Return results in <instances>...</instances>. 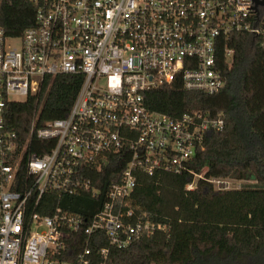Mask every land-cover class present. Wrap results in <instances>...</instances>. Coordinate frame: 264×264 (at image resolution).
I'll return each mask as SVG.
<instances>
[{
  "label": "built area",
  "instance_id": "obj_1",
  "mask_svg": "<svg viewBox=\"0 0 264 264\" xmlns=\"http://www.w3.org/2000/svg\"><path fill=\"white\" fill-rule=\"evenodd\" d=\"M30 1L37 6L33 27L18 38L0 28V264H107L112 248L169 230L133 221L137 175L191 173L186 190L193 191L205 171L194 173L190 163L207 133L226 126L222 115L198 109L177 117L151 111L144 94L175 82L208 96L222 91L221 66H232L235 55L225 49L222 62V40L242 33L264 38V11L255 10V0ZM16 39L20 47L12 46ZM58 75L83 77L69 115L34 120L27 137H19L5 122L7 106ZM118 154L129 157L121 182L109 185L92 217L43 202L82 193L97 199L88 168ZM207 181L235 189L228 178ZM81 232L85 248L70 256L71 239ZM100 233L109 247L92 250Z\"/></svg>",
  "mask_w": 264,
  "mask_h": 264
},
{
  "label": "trees",
  "instance_id": "obj_2",
  "mask_svg": "<svg viewBox=\"0 0 264 264\" xmlns=\"http://www.w3.org/2000/svg\"><path fill=\"white\" fill-rule=\"evenodd\" d=\"M36 10L30 0H0V28L7 37L18 38L35 25ZM222 42V62L225 49L235 51L232 66H221L226 81L222 91L208 96L175 82L144 94L154 112L177 117L198 109L211 117L223 116L224 131L208 132L190 163L194 173L205 171V178L187 191L186 185L194 180L191 173L138 174L129 198L133 221H150L169 230L143 236L125 249L112 248L107 264H264V38L242 33ZM82 82V76L46 78L37 94L7 106L6 124L26 138L34 120L43 124L66 118ZM105 161L99 168L89 167L86 175L100 191L97 199L82 193L47 196L43 202H51L49 209L61 207L92 217L103 207L109 185L121 182L129 157L118 154ZM211 178L246 183L240 189L219 190L207 181ZM84 240L82 232L72 237L70 256L85 248ZM108 247L105 235L93 236L92 250Z\"/></svg>",
  "mask_w": 264,
  "mask_h": 264
},
{
  "label": "rangeland",
  "instance_id": "obj_3",
  "mask_svg": "<svg viewBox=\"0 0 264 264\" xmlns=\"http://www.w3.org/2000/svg\"><path fill=\"white\" fill-rule=\"evenodd\" d=\"M12 46L14 47H20V44H21V41L19 39H16L14 41H12ZM231 181V188H235V189H240L244 186V184L246 182H243V181H240V180H232L230 179Z\"/></svg>",
  "mask_w": 264,
  "mask_h": 264
},
{
  "label": "water",
  "instance_id": "obj_4",
  "mask_svg": "<svg viewBox=\"0 0 264 264\" xmlns=\"http://www.w3.org/2000/svg\"><path fill=\"white\" fill-rule=\"evenodd\" d=\"M261 6H264V0H255V10H258Z\"/></svg>",
  "mask_w": 264,
  "mask_h": 264
},
{
  "label": "flooded vegetation",
  "instance_id": "obj_5",
  "mask_svg": "<svg viewBox=\"0 0 264 264\" xmlns=\"http://www.w3.org/2000/svg\"><path fill=\"white\" fill-rule=\"evenodd\" d=\"M260 10H261V11H264V6H261V7H260Z\"/></svg>",
  "mask_w": 264,
  "mask_h": 264
}]
</instances>
